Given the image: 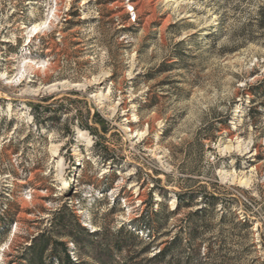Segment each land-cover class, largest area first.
Segmentation results:
<instances>
[{
    "label": "rangeland",
    "instance_id": "374dc122",
    "mask_svg": "<svg viewBox=\"0 0 264 264\" xmlns=\"http://www.w3.org/2000/svg\"><path fill=\"white\" fill-rule=\"evenodd\" d=\"M262 5L0 0V264L57 238L64 207L83 264H155L170 243V264H264V26L242 28ZM178 193L195 203L169 214Z\"/></svg>",
    "mask_w": 264,
    "mask_h": 264
},
{
    "label": "trees",
    "instance_id": "16d2710c",
    "mask_svg": "<svg viewBox=\"0 0 264 264\" xmlns=\"http://www.w3.org/2000/svg\"><path fill=\"white\" fill-rule=\"evenodd\" d=\"M255 19V20H254ZM253 21H250L249 23H245L243 25V29L248 30L251 29L253 26H264V5L260 6L257 10V14L255 15ZM252 34V30L250 32ZM250 34V35H251ZM250 40L253 39L252 35L249 36ZM264 81L259 82V84L254 86L253 91L255 93H258L260 89L263 87ZM91 131V128H89ZM190 192V191H189ZM193 194V192L191 191ZM188 193H178L177 194V207L172 211L169 212V214H175L176 212L180 211L183 207H192L194 205V200L192 198L194 195L189 196L191 199H185V195ZM164 195V194H163ZM219 199L218 196L213 195L212 198L209 201L211 205H213L216 208L217 200ZM161 206L164 208L166 205L161 204ZM151 213L153 215L158 216L160 212L154 211L153 207H150ZM208 211V207L205 206L201 209L196 210L195 212H190L187 215V224L190 228V236L195 238L198 234V229L200 227V223H202V219L204 218L205 214ZM66 212V213H64ZM69 216V217H68ZM168 216H165V221L168 220ZM141 219L144 218V216L140 217ZM140 218L138 220H135L132 222V226L135 228L134 230H127L126 232V226H122L119 230V234H124L125 236H122L121 238H117L114 240H111L109 242L108 249L112 247L116 248L119 251H122L126 248H129L131 246V243L137 239L136 236V229H137V223L140 221ZM54 223V227H57V238H54L51 235H46L45 233L40 236L39 241H35L30 246V251L23 255L21 260L25 261V264H83L79 261V259H74L71 253V249L69 246V242L65 241L64 238H69L71 242L80 243L79 236L86 233L87 229L82 226L78 220L75 219L74 213H72L69 208L64 207V209H61L54 214V218L52 219ZM237 220V218H236ZM164 221V222H165ZM163 223H160L162 226ZM153 223H155V220H153ZM148 225V224H147ZM151 224H149L150 226ZM237 225H240L242 227L248 228V226H251L249 222L247 221H239L237 222ZM59 229V230H58ZM158 227H154V231H156ZM52 231H55L53 228ZM79 232V233H78ZM96 234H93L94 236ZM153 237L149 241L150 249L151 248H157L158 245H156V237H154V233L151 234ZM177 242V239H175L174 243ZM173 243H170L168 246L159 248V251L154 254L152 257V261L155 262V264H170V262L167 260L170 246ZM146 251V250H145Z\"/></svg>",
    "mask_w": 264,
    "mask_h": 264
},
{
    "label": "bare ground",
    "instance_id": "6f19581e",
    "mask_svg": "<svg viewBox=\"0 0 264 264\" xmlns=\"http://www.w3.org/2000/svg\"><path fill=\"white\" fill-rule=\"evenodd\" d=\"M53 12V11H52ZM54 14V13H53ZM52 17V13L50 15ZM48 17L46 21L42 22V23H36L34 24L29 30H28V37L31 38L32 36L42 32L46 27L47 25L51 22L52 18L51 17ZM36 65V64H35ZM39 65V64H38ZM33 66V65H32ZM36 67V66H35ZM37 67H40V66H37ZM36 67V68H37ZM30 68V67H29ZM35 68V69H36ZM33 69V68H32ZM27 70V69H26ZM25 68H24V63H23V66L20 68L18 74L15 76V78H17L19 75H22L25 71ZM28 75V74H27Z\"/></svg>",
    "mask_w": 264,
    "mask_h": 264
}]
</instances>
